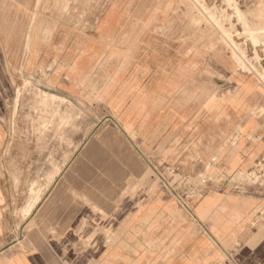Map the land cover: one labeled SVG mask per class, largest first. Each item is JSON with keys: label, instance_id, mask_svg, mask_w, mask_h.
<instances>
[{"label": "crops", "instance_id": "1", "mask_svg": "<svg viewBox=\"0 0 264 264\" xmlns=\"http://www.w3.org/2000/svg\"><path fill=\"white\" fill-rule=\"evenodd\" d=\"M183 55L175 67L168 53L146 50L142 67L116 69L98 91L54 74L51 93L67 100L61 109L97 97L114 115L100 129L92 117L65 119L59 150L68 159L31 203L25 249L11 234L0 240V264H264V197L208 191L212 179L263 171L264 93L255 75L234 66L204 78L200 48ZM72 64L75 82L88 64ZM3 77L0 145L1 114L9 118L14 96ZM234 85L228 99L217 94ZM156 172L206 176L175 201ZM7 173L0 166V219Z\"/></svg>", "mask_w": 264, "mask_h": 264}, {"label": "rangeland", "instance_id": "2", "mask_svg": "<svg viewBox=\"0 0 264 264\" xmlns=\"http://www.w3.org/2000/svg\"><path fill=\"white\" fill-rule=\"evenodd\" d=\"M197 48L205 53L200 62L204 78L230 65L255 75L264 93V0H0V85L7 74L14 90L9 118L1 114L6 137L0 166L8 173L0 240L11 234L16 247L25 249L31 230L26 214L36 205L31 203L47 191L68 159L59 150L65 119L92 117L100 129L103 117L114 115L97 97L88 98V105L61 109L57 102L67 100L51 93L57 84L54 74H61L64 84L98 91L112 82L116 69L142 67L146 50L168 53L178 67L183 54ZM76 59L88 67L74 82L69 72ZM189 63L198 68L197 61ZM236 90L234 85L217 94L228 99ZM155 176L160 191L176 201L184 187L206 175ZM209 186L211 192L264 197V166L261 172L212 179Z\"/></svg>", "mask_w": 264, "mask_h": 264}, {"label": "bare ground", "instance_id": "3", "mask_svg": "<svg viewBox=\"0 0 264 264\" xmlns=\"http://www.w3.org/2000/svg\"><path fill=\"white\" fill-rule=\"evenodd\" d=\"M33 13V12H32ZM37 13V12H36ZM32 15V14H31ZM31 21V20H30ZM29 25V24H28ZM25 36V35H24ZM25 38V37H24ZM25 41V40H24ZM28 41V40H27ZM25 43V42H24ZM24 45V44H23ZM22 54V53H21ZM20 64V63H19ZM21 65V64H20Z\"/></svg>", "mask_w": 264, "mask_h": 264}]
</instances>
